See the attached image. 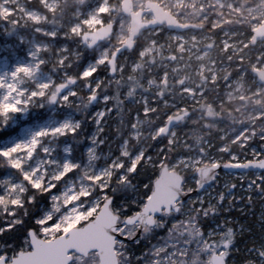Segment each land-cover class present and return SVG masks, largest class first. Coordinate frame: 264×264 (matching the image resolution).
<instances>
[{
	"label": "rangeland",
	"instance_id": "obj_1",
	"mask_svg": "<svg viewBox=\"0 0 264 264\" xmlns=\"http://www.w3.org/2000/svg\"><path fill=\"white\" fill-rule=\"evenodd\" d=\"M131 1L134 11L144 9L145 1H154L180 23H193L201 29L175 33L162 26L144 31L138 38L137 50L121 55L116 61L115 72L111 75L109 68L100 66L98 61L103 59L107 64L115 46L127 36L129 17L121 12V0H108L109 11L102 17L103 23L84 29L85 32H90L105 23L113 24L110 38L92 50L83 45L81 38L77 39L71 34V28L83 19L96 15L103 0H56L55 12L49 11L43 0H0V77H6L3 81L5 88L0 90V97L9 91L8 84L23 91L26 97L37 84H52L62 79L64 73L58 66L57 52H63L69 57L67 66L74 77L81 65L86 69L96 68L98 74L95 76V83L100 84L98 100L88 107L84 106L82 99H78L72 108L62 107L60 103L33 100L28 108L12 117L13 125L19 127L16 139L27 142L36 132L51 131L66 121L79 122L82 128L79 129L78 136H49L45 139V146L57 161L66 156V147L75 151L84 147L85 152H91L95 157L92 167L99 172L107 160L114 158L117 151L132 153L139 149L143 154L150 151L151 160L146 161L145 166L154 168L152 162L161 161L155 168L161 169L167 165L170 170L187 175L184 190L195 187L192 177L196 166H207L201 156L207 159H221L223 162L227 154L218 151L221 146L231 150L238 157V160L232 163H246L263 158L264 156H254L253 153H264V139H261L264 136V99H261V96L264 94L261 93L262 84L258 83L254 71L245 64L244 53H249V64L259 67L264 62V56L260 55L264 52V38L255 43L252 40L255 28L264 23V0ZM151 18V14H146L143 20ZM37 28L40 31H37ZM45 32L56 33L55 40L50 35L45 36ZM217 46L218 50L214 53ZM45 50V64L36 68L39 57L44 55ZM206 53L208 64L199 59L205 57ZM234 54L238 58L233 59ZM209 64L214 71L207 70ZM21 65L35 69L33 75H22L13 79L12 73ZM192 76H197L198 80L197 83L189 85L187 81ZM86 86L87 82L83 87ZM77 88L81 89V86L77 85ZM145 88L149 91H144ZM108 89H113V92H107ZM19 91L13 92L17 100L21 98ZM130 91L133 97L126 99V94ZM229 93L239 100L235 108L232 107ZM253 93V99L248 100ZM80 95H84L82 90ZM208 95H212L210 101ZM205 98L210 104L207 111L199 107L200 100ZM225 101L228 102V113L220 110ZM41 103L43 107H40ZM122 103L126 105V115L134 110L131 124L122 127L125 131L123 138H120L119 132L110 138L108 133L116 130V124L110 121L119 116L117 110L121 111L122 107L118 105ZM187 106L190 116L174 127L167 136L159 134L160 125L155 126L156 116H147V113L152 112V108L163 109L161 112L165 124L169 114L174 116L181 113L187 110ZM164 107H170L171 110H165ZM139 108L144 118L139 115ZM203 117L209 118V121L202 123L199 128L197 122ZM97 120L100 121L99 125ZM193 120L196 123H193ZM120 122L119 118L118 123ZM96 137L102 138L104 143L101 144L98 139L93 142ZM234 140L237 143H233ZM240 143H244L246 147L241 148ZM167 145H170L172 151H169ZM164 157L171 163H165ZM32 163L35 167L43 169L48 161L38 154V158ZM253 174L262 173L221 172L211 186L192 196L184 203V207L188 209L192 202L202 199L205 206L219 205L225 209L224 212L233 206L243 215L244 202L253 195V190L250 191L248 187ZM5 175L11 173L6 172ZM240 177H244L242 183ZM230 181H234L237 186L228 191L225 185ZM221 192L225 195L223 203L216 199ZM39 211L40 216L49 209L40 206ZM256 218L258 223H264V205L261 204L258 208ZM228 221L236 224V233H251L237 217H229ZM120 231L124 236L130 237L135 233L136 227L122 226ZM216 231L218 233L219 226H214L209 231L210 237L215 235ZM163 241L160 246L172 251L186 247L171 236ZM263 241V237L255 241L257 244L251 250L252 256L264 252ZM117 244L116 253L118 257H122L121 264H129L128 254L123 247L124 242ZM219 250L220 255L226 258L238 252L237 248H234L233 252ZM210 251L211 255L217 253ZM75 258L77 264L98 263V256L94 252L86 257L75 254ZM230 261H235V257L231 256ZM258 264H264V257L259 259Z\"/></svg>",
	"mask_w": 264,
	"mask_h": 264
},
{
	"label": "snow or ice",
	"instance_id": "obj_2",
	"mask_svg": "<svg viewBox=\"0 0 264 264\" xmlns=\"http://www.w3.org/2000/svg\"><path fill=\"white\" fill-rule=\"evenodd\" d=\"M44 6L51 12L57 10L56 0H43ZM109 11L108 0H103L99 6L96 15H92L83 19L71 28V34L77 39L83 38L88 42V35L84 29L92 25L103 23L102 17ZM99 17V18H98ZM37 31H40L37 28ZM258 32L259 29H256ZM45 36L50 35L53 40L56 38V33H44ZM264 38V34H262ZM92 42H95L93 37ZM124 44H129L130 41L123 40ZM39 51V50H37ZM66 51V50H65ZM35 55V53L33 54ZM57 61L60 70L64 73L62 79H58L52 84L43 83L37 84L36 87L25 97L23 91H19L12 84H8L9 91L0 97V215L5 217V223L0 225V236H6L9 232H15L22 227L17 242L15 244L8 242V246L0 250V264H27L24 257H34L39 249L46 244H52L54 241L67 238L71 235L74 229L87 228L95 219L98 209L103 208L114 213V219L118 220L115 224L113 235L117 242L122 243L121 237L123 232L122 220H135L139 218L145 224V231H148L147 226H164L163 213L156 212V205L150 203L155 195L153 191L154 185L151 183L152 177L148 181H142L146 191L142 194V199L136 206V211L132 217L121 215V207L117 206L118 198L110 195L115 191V185H125L133 176H137L145 168V163L151 160V152L146 154L140 152L139 149L129 153L127 151H117L111 160H107L101 171H96L92 167V162L95 159L91 152H85L84 147L79 151L72 150L68 147L64 149L66 156L57 161L45 146L47 137L53 138H68L79 135L81 125L79 122L73 123L66 121L62 125L51 131H39L33 134L32 138L25 142L17 140L18 126L12 123V117L19 115L24 109L28 108L33 100L47 101L50 103H60L62 107L72 108L78 99H82L84 106L94 104L100 95V84L95 83V76L98 74L96 68H84L80 66V70L76 72L75 77L71 70L68 69L67 55H60L57 52ZM46 50L43 56L39 57V63L36 68L45 64ZM175 57H173L174 59ZM98 64L102 67L106 66L105 60L101 59ZM264 62L261 66L253 65L252 70L260 73L264 77ZM106 68V67H105ZM35 69L31 66H18L12 73L13 79H18L22 75L31 77ZM6 77H0V90L5 88L4 80ZM87 82V86L83 87ZM81 86V89L77 88ZM94 85V86H93ZM80 90L84 95L81 97ZM19 91L20 99H15L13 92ZM43 103L40 107H43ZM111 109H109V112ZM151 111H155L152 108ZM103 115V114H101ZM173 115L167 116V121L173 120ZM178 118V114L177 117ZM99 125L100 121H96ZM103 131V129H101ZM159 133L163 134L166 131L164 124L158 127ZM104 143L100 137L94 138ZM264 139V136L261 137ZM171 143V141H168ZM233 143H237L236 140ZM240 147L246 145L240 143ZM94 151V150H93ZM163 152V150H161ZM218 151L224 152L227 156L221 162V159H207L201 156V160H205L207 168L203 175H199L201 169L196 166L194 176H196V187H189L184 195H190L192 192L202 190L203 185L200 181L207 179L209 182L215 180L224 169H240L247 167L243 163H232L238 160V157L229 149L221 146ZM38 154L47 159L48 163L43 169L35 167L33 160L38 158ZM254 156H264V153ZM167 159V157H164ZM161 161H153V166H157ZM261 173H264V163H260ZM10 172L11 175H5ZM241 183L244 177L239 178ZM187 181H182L181 187ZM236 183L230 181L225 185L226 190L231 191L236 188ZM256 189L264 192V174H253L250 177L249 190ZM39 194L44 197L45 206L49 211L43 213L39 217H33L34 223L28 224L20 216V211L23 210V215L28 216L26 205L36 204V196ZM103 197V199H101ZM218 202L223 203L225 195L221 192L216 198ZM251 200V196L248 197ZM199 205V206H197ZM210 210V211H209ZM127 212L126 208L122 209ZM218 208L214 205L205 206L202 199L192 202V207L186 209L183 200L180 205L168 212L170 223L168 233L175 235L178 238H183L184 243L188 245L185 248H177L172 251L164 246H156L152 251L151 264H197L195 257L200 255L202 258L211 255V252H200L198 248H192L193 242H196L201 247L209 246L210 233H206L203 227H200V216L205 217L209 214H215ZM188 225V227H185ZM111 227V225H109ZM231 231V229H228ZM126 238V237H125ZM215 243V241H212ZM221 254L217 249V255ZM264 257V252H260ZM142 259V258H140ZM57 264H77L75 253L64 256Z\"/></svg>",
	"mask_w": 264,
	"mask_h": 264
},
{
	"label": "water",
	"instance_id": "obj_3",
	"mask_svg": "<svg viewBox=\"0 0 264 264\" xmlns=\"http://www.w3.org/2000/svg\"><path fill=\"white\" fill-rule=\"evenodd\" d=\"M120 9L124 16L129 17V30L125 38L130 41V43L127 44L129 48L135 45V41L139 38L141 33L162 26H164L167 31L175 33L201 29L200 26L193 23H180L171 13L164 10L154 1H146L144 9L134 11L131 0H121ZM146 14H151L152 18L143 20ZM256 29H259V31L257 32ZM256 29L252 35L253 42H258L262 38V34H264V23ZM86 33L88 35V42H85L83 34L81 35V41L88 50H91L104 40L110 38L113 33V24L110 22L105 23L95 30ZM93 37H95L94 43L92 42ZM125 52H128V50L124 49L121 52H117L115 56L112 54L110 55L107 64L109 61H112V67L109 69L111 75L115 72L117 58ZM253 74L257 76L258 83L264 84V77H262L260 73L253 72ZM173 117L172 121H166L164 124L166 131L163 134L159 133L161 136H167L185 116L184 113H180L178 114V118H176L177 115ZM260 163H264V157L259 160L243 163L246 164L247 167L240 169H224L223 172H261ZM206 168L207 166L200 167L201 171L199 175H203ZM215 180L209 182L206 178L202 179L200 181L201 185H203L202 190L192 192L190 195L185 196L184 193L186 190L181 187L183 181L182 175L179 172L170 170L167 165H164L152 182L155 195L150 203L156 205V212L168 214L170 210L174 211V209L180 205L181 200H183V203H186L192 196L201 193L204 189L211 186ZM113 217L114 213H111L110 210L100 208L96 214V219L87 228L74 229L69 237L56 240L52 244L43 245L36 256L24 257L23 259L27 264H57L64 256L72 253L86 257L88 254L95 252L98 256L97 264H118V256L115 250L117 240L113 235L115 224L118 220ZM109 225H111V227H109ZM135 225V234L130 237L123 235V237H121L122 242H134L140 237L146 226L139 218L136 219ZM147 227L152 228L154 226L150 225ZM209 261L210 264H227L225 258L221 255L218 256L217 253L212 254Z\"/></svg>",
	"mask_w": 264,
	"mask_h": 264
},
{
	"label": "trees",
	"instance_id": "obj_4",
	"mask_svg": "<svg viewBox=\"0 0 264 264\" xmlns=\"http://www.w3.org/2000/svg\"><path fill=\"white\" fill-rule=\"evenodd\" d=\"M139 43L136 45V49L138 48ZM107 92L112 93L113 89H108ZM212 95H208V101L211 100ZM214 106L217 108L216 104L213 103ZM125 104H119L118 107H122L121 111H118V117H114L110 122L113 124H116V130L114 132H109L108 136L111 138L113 135H116L117 132L120 133V138L124 137L125 131H123L122 127L124 125H130L131 124V116L133 115L134 110H131L128 115L125 114ZM165 110H171L170 107H164ZM139 112V115L144 118V115L141 114V109L139 108L137 110ZM201 111H196V113H200ZM147 116H150V118H155V126L161 125L164 123V116L162 115V112L160 108H156L155 111L147 113ZM120 118L121 122L118 123V119ZM209 121V118L203 117L200 119L198 123V127L204 124V122ZM118 123V124H117ZM111 125V124H110ZM110 127V126H108ZM82 128V127H81ZM110 129V128H109ZM72 138V137H71ZM176 154V153H175ZM173 156L174 153H171ZM167 164L171 163L170 160L165 159L164 161ZM2 170V169H0ZM159 172L158 168H153L149 166H145V168L141 171L140 176L137 178L136 181H134V184L142 185V187L137 190L136 188H133L132 185H127L123 191H126L131 196L134 197V199L131 200H122L121 208H126L127 210L136 208V206L139 204L140 200L142 199V194L146 191V189L143 187L142 181H148L149 177H152V181L157 177ZM264 174V173H262ZM183 181H187L188 177L187 175H182ZM40 199L36 196V201ZM244 210L245 213L242 215L241 212H237L235 207L230 206L228 207V211L224 212V208L217 206L218 211L215 214L209 213L206 217L204 215L200 216V227H203L205 229L206 233H209L210 230L214 226H219V231L216 234L209 237V246L208 247H201L196 242H193L191 247L192 248H198L200 252H209L210 250L217 251V249H225L226 252H233L234 248L238 249V252L231 254V256L235 257V261L231 262L229 255L226 259L229 262V264H258L259 259L262 258L260 255L252 256L251 250L255 247L257 244L255 241L257 239H260V237L264 238V223H258L256 218V213L260 205H264V192H261L260 190L256 189L254 186L253 189V195L251 197V200H245L244 202ZM40 206L46 207L44 200H40V203L34 207V204H28L26 205L28 216L23 215V210L20 211V216L22 219L26 221V223L31 224L34 223L33 217H38L40 214L39 208ZM192 206L188 207L190 209ZM238 218V220L244 224V228H247V230H251V233L244 232V233H236V224L228 221V218ZM5 217L3 215H0V225L4 224L5 221H3ZM163 225L164 226H154L153 228H148V231H143L141 236L134 242H127L123 244L125 252L128 254V261L129 264H151L152 261V251L156 246L163 245V240L166 239V237H174L175 239H178L179 242L184 243L183 238H178L175 235H171L168 233V226L170 223V217L169 216H163ZM22 227L20 229H17L15 232H9L6 236H0V247L2 250L8 246V242H11L15 244L17 242V238L22 231ZM185 227H188L186 225ZM228 229H231L229 231ZM253 235V236H252ZM212 241H215V243H212ZM264 242V241H263ZM185 244V243H184ZM118 245V244H117ZM116 245V246H117ZM186 247H188L187 244H185ZM247 250V251H246ZM211 252V251H210ZM248 253V254H246ZM142 258V259H140ZM197 264H210L209 263V256L201 257L200 255H197L195 257ZM122 263V257L119 256V264Z\"/></svg>",
	"mask_w": 264,
	"mask_h": 264
},
{
	"label": "clouds",
	"instance_id": "obj_5",
	"mask_svg": "<svg viewBox=\"0 0 264 264\" xmlns=\"http://www.w3.org/2000/svg\"><path fill=\"white\" fill-rule=\"evenodd\" d=\"M233 19H235V17H233ZM148 46H150V45H148ZM124 49H127L128 51H132V50L135 49V45H133L131 48H129L127 44H124L123 42H121V43H119V44H117V45L115 46V51L112 53V55L115 56L117 52H121V51L124 50ZM217 50H218V46H217V49L214 50V53H215V51H217ZM60 55L63 56V55H65V54H64L63 52H60ZM260 55H261V56H264V52L260 53ZM207 56H208V54L206 53V54H205V57H201V58H199V59L203 60V61H204V64H208ZM244 56H245V64L249 67V69L252 68L253 65L248 63L249 53H248V52H245V53H244ZM236 58H238V56H237L236 54H234L233 59H236ZM68 59H69V57H68ZM204 64H202L201 67H203ZM58 66H59V65H58ZM262 66H264V65H262ZM105 67L111 69V67H112V61H109L108 64H106ZM207 70H208L209 72L214 71V70L211 68L210 64L208 65ZM197 80H198V77H197V76H192V78H191L190 80H188L187 83H188L189 85H192V84L197 83ZM85 83H86V82H85ZM116 83L118 84L119 81H116ZM144 91H149V89L145 88ZM261 93L264 94V84L261 85ZM253 96H255V93H253L251 96H249V97H248V100H252V99H253ZM130 97H133V93H132L131 91L128 92V93L126 94V99H127V98H130ZM229 98H230V100L232 101V107L235 108V107L239 104V100H238L234 95H232L231 93H229ZM261 99H264V95L261 96ZM255 102H256V103H259V101H255ZM199 107H200L201 110L207 111V110L209 109V107H210V104H209V102L206 100V98H205V99H201L200 102H199ZM240 107H243V105H240ZM262 107H264V105H262ZM193 110H195V108H193ZM220 110H221V112L228 113V102H227V101H225V103L222 104V105L220 106ZM161 111H163V109H161ZM188 115H189V113H184V116H185V117H187ZM229 115H230V114H229ZM192 122H193V123H196L195 120H193ZM253 122H254V121H253ZM149 144H150V142H149ZM167 146L169 147V151H172V148L170 147V145H167ZM228 147H230V145H228ZM139 176H140V174L137 175V176H133V177H131V179H129L128 182H127L125 185H123V186L120 185L119 183H117V184L114 186V187H115V191L112 192V193H110V195L115 196V197L118 198V201H117V206H118V207H121V203H120V201H122V200H131V199H134L133 196H131V195H130L129 193H127L126 191H123V189H125L127 185H132L133 188H136L137 190H139V188L142 187V185H138V184H134V183H133L134 181L137 180V178H138ZM192 179L195 180V179H196V176L193 175ZM145 182H147V181H145ZM37 197L40 198V199H38V200L36 201V204H34V207L37 206V205L40 203V200H44V197L40 196L39 194H37ZM136 210H137L136 208H132V209H129V210L125 213V212L122 211V208H121V215H122V216H125V217H130V218H131V217H132V214H133ZM209 211H210V210H209ZM135 221H136V220H135L134 218H132V219H130V220H122V221H121V224H122V226H132V227H135V226H136V225H135ZM225 259H226V257H225Z\"/></svg>",
	"mask_w": 264,
	"mask_h": 264
},
{
	"label": "flooded vegetation",
	"instance_id": "obj_6",
	"mask_svg": "<svg viewBox=\"0 0 264 264\" xmlns=\"http://www.w3.org/2000/svg\"><path fill=\"white\" fill-rule=\"evenodd\" d=\"M145 2H146V1H145ZM144 4H145V3H144ZM162 8H163V7H162ZM164 10H165V9H164ZM166 11H167V10H166ZM261 25H262V24H261ZM259 26H260V25H259ZM259 26H258V27H259ZM113 29H114V27H113ZM255 29H256V28H255ZM261 39H262V38H261ZM261 39H260V40H261ZM137 43H138V39L135 41V49H136V45H137ZM254 43H255V42H254ZM135 49H134V50H135ZM134 50H132V51H134ZM129 52H130V51H129ZM123 54H124V53H123ZM123 54H122V55H123ZM119 57H120V56H119ZM188 110H189V109H188V106H187V110L182 111L181 113H189V115L187 116V117H189V116H190V112H189ZM178 114H180V113H178ZM187 117H184V118L182 119V121H183L185 118H187ZM182 121H181V122H182Z\"/></svg>",
	"mask_w": 264,
	"mask_h": 264
}]
</instances>
